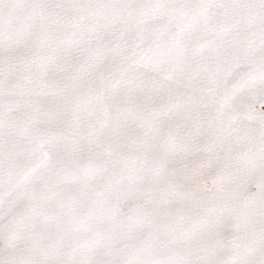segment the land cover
Here are the masks:
<instances>
[{"label":"snow or ice","instance_id":"6c2138e0","mask_svg":"<svg viewBox=\"0 0 264 264\" xmlns=\"http://www.w3.org/2000/svg\"><path fill=\"white\" fill-rule=\"evenodd\" d=\"M0 264H264V0H0Z\"/></svg>","mask_w":264,"mask_h":264}]
</instances>
